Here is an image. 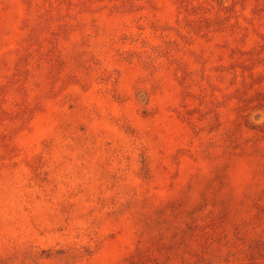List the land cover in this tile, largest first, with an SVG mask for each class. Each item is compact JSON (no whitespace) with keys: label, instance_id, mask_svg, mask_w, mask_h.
<instances>
[{"label":"rangeland","instance_id":"374dc122","mask_svg":"<svg viewBox=\"0 0 264 264\" xmlns=\"http://www.w3.org/2000/svg\"><path fill=\"white\" fill-rule=\"evenodd\" d=\"M0 264H264V0H0Z\"/></svg>","mask_w":264,"mask_h":264}]
</instances>
